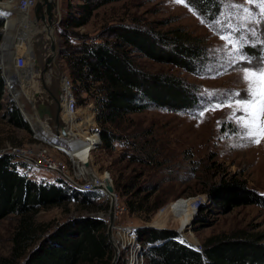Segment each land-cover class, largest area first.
Wrapping results in <instances>:
<instances>
[{
	"label": "rangeland",
	"instance_id": "rangeland-1",
	"mask_svg": "<svg viewBox=\"0 0 264 264\" xmlns=\"http://www.w3.org/2000/svg\"><path fill=\"white\" fill-rule=\"evenodd\" d=\"M20 1L15 0L13 8L9 10L13 19L17 18L15 6ZM36 3L37 0L34 6L29 8V17L20 14L17 20L11 19L16 25L8 35L14 39L19 33L24 38L23 43L8 45L6 53H10L11 56L6 55L4 58L1 56L5 33H0V75L5 70L6 74L9 72L15 74L19 85L12 91L13 99L23 106L25 116L33 129L39 131L41 125L37 118L27 115L33 114L31 101L34 99L31 91H38V97L35 99L38 102L46 101L48 93L42 89L38 80L39 74H34L33 65L36 60L42 68L50 55V44L45 45L46 34L39 27L40 24L29 23V19L33 20ZM220 3L218 14L208 21L191 9L184 0L180 3L177 0H121L100 7L85 26L75 30L80 35L96 37L101 34L103 27L112 23L139 25L158 33L177 29L180 34L197 40L201 57L204 59L200 69L192 73L134 54L135 65L144 72L175 76L181 79L185 86L192 87L191 89L201 99L186 110L169 112L165 109H148L130 114L126 118L129 121L122 125L125 127L121 134L126 136L124 142L115 143L113 149L109 151L97 147L90 153L89 171L91 170L98 179L106 176L110 182H105L104 185L113 189L116 199L113 233L117 231L114 235L116 237L124 228L134 231L137 227L150 225L153 228L171 231L187 245L200 248L203 241L210 236L229 235L238 231L250 234L264 233V135L251 138L242 135L245 129L241 127L238 118L244 113L237 107L225 105L214 108L217 103L228 99L231 93L239 92L240 97L246 95L248 84L243 79V69L249 65L237 57L232 42L237 38L246 41L243 52L255 63L260 56H264V20H261L259 14V0L252 4L247 0H220ZM77 4L76 0H57V20L60 21ZM233 4L243 5V8H234L231 6ZM257 20H261V23L257 24ZM58 24L54 30V38L60 55L56 57L51 70L46 74L47 78L45 76L46 88L53 95L59 91L60 78L67 77L61 59L62 41L58 37ZM253 27L257 29L255 35L250 31ZM2 30L5 31L3 28ZM222 36L225 38L222 39ZM19 55L25 56L29 61L28 68L34 70L35 81L32 85L28 86L27 82L23 81L24 75L13 69L14 57ZM2 61L5 64H2ZM48 79L51 82L48 83ZM14 95H17L18 99ZM14 101L4 88L2 100L4 109L16 108ZM86 105H90L93 110V105L89 101L78 106L80 111H83ZM202 111L203 116L200 115ZM3 113L4 111L0 113V151L36 147L30 128L24 130L9 126L2 117ZM84 118L87 121L86 116ZM261 126H264V117L261 118ZM256 138L260 140L258 144L253 142ZM131 142L135 143V147L129 144ZM140 147H144L142 154L138 153ZM148 152L151 159L146 157L147 164L132 163L128 158V155L139 154L144 158ZM50 156L64 164L67 172L71 173V166L65 156L56 151H50ZM27 173L35 180L46 182L57 180L49 171L37 167L27 168ZM129 177H137L135 181L138 185L155 183L161 185L160 190L153 194L151 199L159 196L164 204L151 214L147 221H142L136 214H129L124 209V201L128 199V194L124 192L126 190L124 184ZM229 179L242 181L248 190L261 195L262 204L236 207L227 213L219 214L207 201L205 191L213 183ZM98 194L94 205H105L108 210V198L103 193ZM105 195L108 194L105 192ZM181 199L198 201V209L193 215L188 212L187 203ZM65 206L66 208L62 206L40 211L35 219L38 223L54 226L74 216L94 215L103 219L107 213L100 209L90 212L77 211L73 204ZM14 224L13 216L0 220L2 258L10 254ZM118 250L116 264L121 261L128 264L129 248ZM135 258L134 255L133 259Z\"/></svg>",
	"mask_w": 264,
	"mask_h": 264
},
{
	"label": "trees",
	"instance_id": "trees-1",
	"mask_svg": "<svg viewBox=\"0 0 264 264\" xmlns=\"http://www.w3.org/2000/svg\"><path fill=\"white\" fill-rule=\"evenodd\" d=\"M58 24L62 41L61 59L77 106L93 105L94 122L99 134L100 148L112 150L115 143L124 142L123 123L133 113L148 109L178 111L189 109L201 98L183 81L169 74H150L134 63L139 54L156 63L172 65L195 73L204 59L197 40L180 34L177 29L158 33L139 25L112 23L103 27L96 37L80 35L92 14L105 5L121 0H76ZM198 15L212 20L220 10V0H184ZM4 21L0 18V31ZM74 42V43H72ZM4 83L0 75V113L6 123L16 129L28 130V125L16 108L4 109ZM129 121V120H128ZM127 121V122H128ZM135 147V143H129ZM144 147L138 149L142 154ZM135 150V149H134ZM128 155L132 163L147 164L150 152ZM26 165L14 156L0 157V220L13 216L11 249L0 264H110L112 249L107 241L104 219L91 216L66 218L54 226L38 223L40 211L73 204L77 211L102 210L94 205L98 193L71 192L61 181L35 180ZM129 177L124 184L128 199L124 209L147 221L164 201L151 197L160 190L154 185L136 183ZM207 201L219 214L236 207L262 204L261 195L248 190L242 181L229 179L207 187ZM65 211V209H64ZM135 243L143 249L142 264H264V233L238 231L229 235L207 237L200 251L167 230L137 228ZM119 264H126L120 262Z\"/></svg>",
	"mask_w": 264,
	"mask_h": 264
},
{
	"label": "built area",
	"instance_id": "built-area-1",
	"mask_svg": "<svg viewBox=\"0 0 264 264\" xmlns=\"http://www.w3.org/2000/svg\"><path fill=\"white\" fill-rule=\"evenodd\" d=\"M34 4H35V0H21L18 3V5H16L15 7L17 8L18 12L20 11L22 12L24 8H26L28 12L29 8L33 7ZM2 16L5 17L4 13L0 10V18ZM28 65H29V61L25 56L19 55L14 57L13 69L24 71L25 69L28 68ZM1 76L5 78L4 80L6 82L7 79L4 75V72L1 73ZM6 86H8V84L4 83V88H6ZM6 92L8 93V91ZM57 98L59 102L58 120L62 125V130L64 131L65 136L60 135V133L58 135H55L53 126H49L45 121L38 120L37 116L35 115V112L32 109L33 114L35 115L37 120L40 121L42 124H44L47 133H49L51 136L50 137L51 139L48 140L45 137L43 138L38 137L35 131L33 130L30 122L25 121L33 134V138L37 146L34 148H10L8 150H1L0 155L14 156L15 158L21 160L30 167L45 169L50 173H52L57 178V180L61 181L65 186L76 192L103 193L102 190L100 189L101 186L99 179L96 178L95 176L89 177L87 175V170H86L87 168L85 169L82 168L83 169L82 170L80 168V165H78V163L74 164L69 157V152H71V150H80V148L86 146V149L89 152V156H88V162H89L90 153L100 146L99 134L97 131V127L96 125H94V121H93L94 120L93 110L92 108H90V105H86L84 106L83 111H80V107L76 105L75 98L72 93V87L70 81L66 76H62L60 78V85H59ZM85 112L88 115L85 114ZM84 116H86L87 121H85ZM75 125L79 126L82 136L77 134V131L74 128ZM57 131L59 132L58 128ZM50 151H56L57 153H60L67 158V161L71 166V173L67 172L64 164L57 162L54 158L50 156ZM88 162L87 164L84 163L83 165L88 166L89 164ZM82 171L84 172L83 174L80 173ZM182 200L189 201L188 208L192 212H195L198 209V201L196 199L195 200L182 199ZM115 207H116V202L114 208ZM103 219L106 223L107 219L105 217ZM116 232L113 233V229H112L113 239H117V237L114 236ZM121 232L125 233L126 235H128V237L131 238V243L126 247L129 248V252H130L128 258V264H133L130 263L131 252L135 253L136 258L134 264H142L143 251L148 246H145L143 249H141L135 243L134 233L132 229L124 228ZM175 240L182 242L177 237ZM115 244L117 246L118 242H116ZM188 246L192 247L196 251H200L199 247L195 248V246H191V245ZM117 247L119 248V246ZM120 249L123 250L125 248L121 247Z\"/></svg>",
	"mask_w": 264,
	"mask_h": 264
},
{
	"label": "water",
	"instance_id": "water-1",
	"mask_svg": "<svg viewBox=\"0 0 264 264\" xmlns=\"http://www.w3.org/2000/svg\"><path fill=\"white\" fill-rule=\"evenodd\" d=\"M2 1L3 2H11L13 0H2ZM0 3H1V0H0ZM2 12L5 15V17H3V16L1 17V19H3V21H4L3 29L6 30V28L8 26V20H7L8 13H7V11H4V10ZM44 15L46 16V20H45ZM53 16H55V19H54L55 20L54 21L55 22L54 28H55L56 25L59 23V20H57V0H37V3H36L34 10H33V20H31V21L34 24L41 22V23H43V25H45L47 23L48 26L49 25L51 26ZM0 33L4 34L3 30L0 31ZM23 42H24V38H22V36L19 33H17V37H15L13 39L11 44H13V43L18 44V43H23ZM50 51H51V54L46 58L42 68H40V66L37 63L38 61H36V60H35V64L33 65L35 73L39 74L38 80L41 84V87L46 92H47V89H46V85H45V75L51 70V67H52L53 62L56 59V57L58 55H60L59 50H56V52H55V42L54 41H51ZM15 77H16L15 74L10 75V78H11L10 84H12V85L15 84L14 83ZM1 78L3 80V83H6L4 80L5 78H3L2 76H1ZM47 93H49V96H47L46 101H41V102L35 101L33 103V105L31 104V107H32L33 111L35 112V115L37 116L38 120L45 121L49 126H53L55 135H58L60 133V135L65 136L64 131L62 130V125L58 120V113H59V102H58V98H57L58 91H57V94L55 95V97H51L52 94L50 93V91ZM8 94L11 96V100L14 101L10 91H8ZM33 96L36 99L38 97V93H35ZM15 104H16L15 107L19 111L22 118L26 122H29V120L25 116L23 109L20 108L16 102H15ZM57 128L59 129V132L57 131ZM1 156L2 155H0V157ZM100 189L102 190V187H100ZM105 190L108 192V195L104 194V190H102V192H103L104 196L107 197L109 200L108 210H107V213L105 215V218L107 219L105 234H106L107 241H108V243L112 249V253H113L110 264H116L118 257H119V250H118V247L116 246L114 239H113V236H112V229H113V223H114L115 196L113 194L112 187L107 186V187H105ZM137 228H135V229H137ZM140 228H153V227L150 225H145V226H142ZM153 229H157V228H153ZM157 230H161V229H157Z\"/></svg>",
	"mask_w": 264,
	"mask_h": 264
},
{
	"label": "snow or ice",
	"instance_id": "snow-or-ice-1",
	"mask_svg": "<svg viewBox=\"0 0 264 264\" xmlns=\"http://www.w3.org/2000/svg\"><path fill=\"white\" fill-rule=\"evenodd\" d=\"M177 2L180 3L182 0H177ZM247 2L252 4L255 3L256 0H247ZM259 3V14L261 20H264V0H259ZM231 6L234 8H243V5L233 4ZM243 10L246 12L248 11V9ZM261 20H257L256 23H261ZM201 22L203 23L204 21ZM233 31H236V29H233ZM250 31L253 35H255L257 29L253 27ZM221 38L224 39L225 37L222 36ZM245 43L246 41H242L240 38H237L232 42V47L236 50L237 57L242 61H246L249 65V67L243 69V79L248 84L246 95L240 97L239 92L231 93L229 94L228 99L217 103L214 108L227 105L230 107L235 106L240 109L244 113V115L238 118L241 123V127L245 129L242 135L251 138L264 135V126H261V118L264 117V56H260L258 60L253 63V61L243 52ZM237 45H239V49H237ZM236 97H240V99H235ZM200 115L203 116L204 112L202 111ZM253 142L258 144L260 140L259 138H256Z\"/></svg>",
	"mask_w": 264,
	"mask_h": 264
},
{
	"label": "bare ground",
	"instance_id": "bare-ground-1",
	"mask_svg": "<svg viewBox=\"0 0 264 264\" xmlns=\"http://www.w3.org/2000/svg\"><path fill=\"white\" fill-rule=\"evenodd\" d=\"M14 1L15 0H13V1H11V2H1L0 3V9L3 11H7V13H8V16H7V20H8V26H7V28H6V30L4 31V33H5V37H4V39H5V43L3 44V46H2V48H1V56L4 58L6 55H9V56H11L10 55V53L8 54V53H6V50L8 49V45L9 46H11L12 44V41H13V38L12 37H10L9 35H8V33H10L11 31H12V29H13V26H12V21H11V16H10V11L9 10H11L12 8H13V3H14ZM9 5V6H8ZM16 12V15H17V18L19 17V15L20 14H26V15H28V12H27V9L26 8H24L23 10H22V12L20 11V12H18L17 10L15 11ZM45 16V15H44ZM28 17H29V15H28ZM55 19V16H53V18H52V25L50 26H48V24L46 23L45 25H43V23H41V22H39V24H40V26L39 27H41V29L44 31V33L46 34V42H44L45 43V45L46 46H49V44L51 45V41H54L55 42V38H54V30H55V28H54V20ZM45 20H46V16H45ZM30 22H32L31 21V19H30ZM33 23V22H32ZM34 24V23H33ZM38 32V31H37ZM40 32V31H39ZM7 34V35H6ZM28 39H30V38H28ZM39 44V43H38ZM43 44H41V46H42ZM43 47V46H42ZM45 49V48H44ZM56 43H55V52H56ZM49 51H50V46H49ZM50 54H51V51H50ZM49 56V55H48ZM5 61V60H4ZM4 61H2V64H5V62ZM34 61V60H33ZM29 68H31V67H29ZM29 68H27V69H25L24 71H20V70H17V72H19V73H21L22 75H24V78H23V81H25V83L26 84H28V86H29V84L30 85H32V83H33V81H35L34 80V76H33V71L32 70H30ZM4 73H7V70H5V72ZM11 74H13V73H10L9 72V74H6L7 75V77L8 78H6L7 80H6V84H8L9 86H6V91H10V93H11V95H12V91H13V89H16V87L19 85V83L17 84V80H16V77L14 78V85H12V84H10V80H11V78H10V75ZM34 74H35V71H34ZM46 76V75H45ZM50 77V76H49ZM52 77V76H51ZM59 78H60V76H58ZM46 78H47V76H46ZM46 78H45V81L47 82V80H46ZM49 82H51V80L50 79H48V83ZM17 84V85H16ZM24 84V83H23ZM25 84V85H26ZM36 84V83H35ZM46 84V83H45ZM28 86H25L26 88L28 87ZM47 86V85H46ZM47 89V92H49V89L48 88H46ZM33 90V89H32ZM53 91V90H52ZM27 92V91H26ZM35 93H38V91L37 90H35V91H31V94L32 95H34ZM52 94V93H51ZM28 95V94H27ZM53 95V94H52ZM51 95V97H55V95H53L52 96ZM48 96H49V93H48ZM12 97H13V95H12ZM14 97L16 98V99H18V96L17 95H14ZM28 97H29V95H28ZM33 97V101H31V104L33 105V103L36 101L35 100V98H34V96H32ZM15 102L17 103V101L15 100ZM17 105L20 107V108H22L23 109V106L21 105V104H18L17 103ZM24 111V110H23ZM27 115H29V116H35L34 114H28L27 113ZM38 121V120H37ZM38 123L41 125V130H37V131H35L34 129V131H35V133H36V135L38 136V137H40V138H43V137H45L46 139H48V140H50L51 138V136H50V134L49 133H47V130L45 129V126H44V124H42L40 121H38ZM31 124V123H30ZM33 128V127H32ZM74 128H75V130L77 131V134L78 135H81L80 134V129H79V126H77V125H75L74 126ZM37 132H40V134L39 133H37ZM82 136V135H81ZM70 144V143H69ZM88 156H89V152L87 151V149H86V146H83L82 148H80V150H71V152H69V157H70V160L75 164V163H78V165H80V168L82 169V168H87L86 170H87V175L89 176V177H93L94 176V173L90 170L89 171V167L87 166V165H83L84 163H86L87 164V162H88ZM83 166H82V165ZM83 170V169H82ZM89 172H91V174L89 173ZM81 174H83L84 172L82 171V172H80ZM104 178H105V180H104ZM99 181H100V186L102 187V190H104V194H105V192L108 194V192L105 190V187H107V185H104V183L105 182H110L109 181V179L106 177V176H101L100 178H99ZM182 200V199H181ZM182 201H184V200H182ZM186 203H187V205H188V202L189 201H185ZM187 209H188V212L191 214V215H193V213L194 212H192L188 207H187ZM186 227V226H185ZM179 232H180V230H178ZM114 242L116 243V242H118V244H117V246H119V248L118 249H120L121 247H124V248H126L127 247V245H129L130 243H131V238L130 237H128V235H126L125 233H123V232H120V233H118V237H117V239H114ZM135 255V253H133V252H131V256H130V263H133L134 264V261H135V259H133V256Z\"/></svg>",
	"mask_w": 264,
	"mask_h": 264
},
{
	"label": "crops",
	"instance_id": "crops-1",
	"mask_svg": "<svg viewBox=\"0 0 264 264\" xmlns=\"http://www.w3.org/2000/svg\"><path fill=\"white\" fill-rule=\"evenodd\" d=\"M12 20H17V18L16 19H13V18H11ZM11 20V21H12ZM29 23H30V25H33V23L32 22H30V19H29ZM16 25V23H14L13 21H12V26H15ZM41 28V27H40ZM41 30V29H40ZM38 31V30H37ZM41 34V33H40ZM14 63V62H13ZM5 76H6V78H8L7 77V75H6V73H5Z\"/></svg>",
	"mask_w": 264,
	"mask_h": 264
}]
</instances>
